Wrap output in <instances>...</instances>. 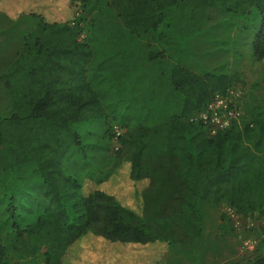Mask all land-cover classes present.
<instances>
[{"label": "trees", "instance_id": "1", "mask_svg": "<svg viewBox=\"0 0 264 264\" xmlns=\"http://www.w3.org/2000/svg\"><path fill=\"white\" fill-rule=\"evenodd\" d=\"M212 8L254 11L264 60V0H0V15L36 21L0 76V264H69L97 242L191 244L202 205L262 216L264 100L214 136L189 120L235 84L181 62ZM102 115L123 130L113 156L75 130ZM113 178L133 184L136 209L107 190Z\"/></svg>", "mask_w": 264, "mask_h": 264}, {"label": "rangeland", "instance_id": "2", "mask_svg": "<svg viewBox=\"0 0 264 264\" xmlns=\"http://www.w3.org/2000/svg\"><path fill=\"white\" fill-rule=\"evenodd\" d=\"M43 9L45 17L56 14ZM51 14V15H50ZM254 11L245 15L228 14L221 8L208 11V21L203 32L186 42L187 54L182 65L187 69L205 74L215 72L235 76L231 89L239 90L242 113L255 101L264 100V60L253 58L251 43L258 30L260 19ZM12 18H16L13 14ZM36 25L30 18L16 21L0 15V76L10 64L23 42V37ZM84 35L80 37L83 39ZM226 75V74H225ZM5 88L0 80V115L8 117L11 110L7 104ZM85 146L97 147L113 156L119 147L118 137L123 130L114 124L105 125L104 116L75 127ZM107 190L116 195L125 206L136 209L133 184L113 178ZM137 206V207H136ZM203 214L202 236L187 245L171 248L156 243L141 251L112 248L96 243V248L84 254L83 250H71L65 261L69 264H260L264 259V225L262 216L240 219V224L231 218L226 205L201 206ZM254 243L252 251L243 248V243ZM124 253L129 255L124 258ZM43 261V256L39 257Z\"/></svg>", "mask_w": 264, "mask_h": 264}, {"label": "built area", "instance_id": "3", "mask_svg": "<svg viewBox=\"0 0 264 264\" xmlns=\"http://www.w3.org/2000/svg\"><path fill=\"white\" fill-rule=\"evenodd\" d=\"M241 93L239 90L229 89L225 94H215L206 104L203 110L190 117V122L203 125L211 136L229 129L234 122H238L242 116L239 107ZM231 211V210H230ZM231 218L240 224V218L233 212ZM264 225V214L262 217ZM243 248L252 251L254 243L247 241L243 243Z\"/></svg>", "mask_w": 264, "mask_h": 264}, {"label": "crops", "instance_id": "4", "mask_svg": "<svg viewBox=\"0 0 264 264\" xmlns=\"http://www.w3.org/2000/svg\"><path fill=\"white\" fill-rule=\"evenodd\" d=\"M225 74H228V73H225Z\"/></svg>", "mask_w": 264, "mask_h": 264}]
</instances>
